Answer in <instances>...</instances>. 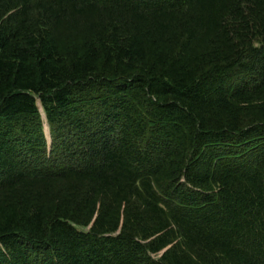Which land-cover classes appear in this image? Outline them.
Instances as JSON below:
<instances>
[{
  "label": "trees",
  "instance_id": "obj_1",
  "mask_svg": "<svg viewBox=\"0 0 264 264\" xmlns=\"http://www.w3.org/2000/svg\"><path fill=\"white\" fill-rule=\"evenodd\" d=\"M0 264H264V0H0Z\"/></svg>",
  "mask_w": 264,
  "mask_h": 264
},
{
  "label": "water",
  "instance_id": "obj_2",
  "mask_svg": "<svg viewBox=\"0 0 264 264\" xmlns=\"http://www.w3.org/2000/svg\"><path fill=\"white\" fill-rule=\"evenodd\" d=\"M47 124H46V131H47V135H48V138H50V134H49V129L47 128Z\"/></svg>",
  "mask_w": 264,
  "mask_h": 264
},
{
  "label": "rangeland",
  "instance_id": "obj_3",
  "mask_svg": "<svg viewBox=\"0 0 264 264\" xmlns=\"http://www.w3.org/2000/svg\"><path fill=\"white\" fill-rule=\"evenodd\" d=\"M44 118V117H43ZM49 129V128H48Z\"/></svg>",
  "mask_w": 264,
  "mask_h": 264
}]
</instances>
